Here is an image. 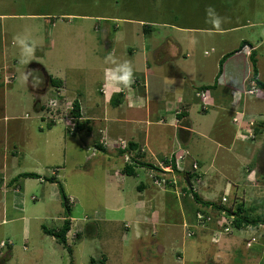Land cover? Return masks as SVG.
<instances>
[{
	"label": "rangeland",
	"instance_id": "obj_1",
	"mask_svg": "<svg viewBox=\"0 0 264 264\" xmlns=\"http://www.w3.org/2000/svg\"><path fill=\"white\" fill-rule=\"evenodd\" d=\"M246 14L254 15L253 18L246 19ZM217 19L220 20L219 24L215 23ZM242 20L253 25L231 32H215L236 25L237 21ZM145 24L149 25L152 31L147 39L152 36L150 43L153 49L161 50V54L164 52L167 59L170 53L180 54L174 61H166V68L170 69L168 75L180 83V77L183 76L179 77L174 72L179 69L193 80L186 92V105L191 109V121L196 123L208 120L205 121L208 125L217 124L215 137L222 132V127L231 133L238 131L237 126H242L241 116L234 117L231 112L232 103L236 98L234 90L230 88L234 82H238V78H244L247 74V61L250 62L249 57L238 51L249 49L259 42L264 44V0H0V49L3 45L8 48V61L0 73L8 83H11L6 85L5 93L0 88L2 105L0 115L4 111L5 103L6 116L9 117L7 123L9 122L11 126L16 123L22 124L27 135V139L22 137L23 145L17 148L18 155L15 159L17 164L10 163L7 172V178L10 180L7 184L11 177L17 174L33 172L49 177L52 168L56 174V169L60 168L57 179L64 184L72 206V228L68 234V244L73 251V255L70 256L55 238L46 235L42 230V226H46L48 229L58 231L65 220V208L57 183L52 186L48 182L25 179L21 180L22 187L19 191L15 190V186L6 188L5 193L0 190V201L4 203L0 204V264H93L92 259H95L94 264H163V261H167V264H236L233 262L234 257L243 258L238 253L226 252L215 246H218L219 243L216 244L219 241L218 237L223 233L230 234L227 236L239 233L242 238L247 239L249 235L234 228L233 218L210 209L207 211L212 221L217 219L224 227H220L222 231L215 232L217 236H214V246L210 242L206 244L204 240V243L200 242L198 250V242L194 241L198 233H203L204 235H201L210 241L211 235H215L213 230L216 229L215 226L210 227L208 224L189 225L187 221L184 222L185 217L190 214L189 219L195 220L194 208L198 207L192 196L186 195L183 191L188 185L186 176L175 177L171 168H165L168 169L164 175L165 179L174 182L173 185L168 184L166 187H158L153 183V177L156 175L160 177L162 172H151L149 175L145 168H139L137 177L121 176L120 171L127 164L133 163L130 160L131 156L124 158V161L119 158L118 149L124 148L128 142L121 140L113 152L111 150L103 152L93 145L96 134L89 137L86 132L76 131L77 124L83 122V119L78 120L74 117L73 104L75 100H79L78 94L85 90L89 93L90 88H93L90 82L92 74L87 73L86 69L98 62V59L103 60L102 51L106 50L108 42L114 44L112 37L104 38L105 29H111V34L114 35V28L117 30L132 28L137 31L143 29ZM83 27H90L89 34L95 35L92 36L90 43L85 39L90 38L89 35L78 30ZM181 29L194 31L189 33ZM25 32L39 42L29 62L21 64L20 47L14 37ZM94 37L101 38L100 51L98 45H95L96 40L93 41ZM128 42L125 44H130L128 46L134 48L141 44L139 40ZM171 42H179L180 46L172 50ZM94 45L96 55L92 53ZM235 51L236 54L229 57L223 65V71L224 67L226 71L232 69L231 74L226 76L232 83L225 81L220 86L218 81V87L209 90L211 96L215 97L214 105L196 100V92H199L198 95L204 100L207 99L205 92H200L199 88L215 84L220 60L224 55ZM15 60L16 63H13ZM108 60L114 62L110 56ZM149 60L153 67L157 66L154 65L155 54L151 55ZM34 62L43 65L45 69L54 72L53 74L64 73L60 76L66 77L70 91L72 88L75 91L78 87L79 90H76L75 95L69 99L65 97L68 92H63L60 88H50L47 77L39 69L36 68L34 71L30 68ZM261 69L264 76L263 62ZM189 70L193 72L190 73ZM28 74H31L30 77ZM14 76L15 79L11 82L9 78ZM46 85L48 89H45ZM32 88H36V92L32 91ZM240 90L242 91L241 87L235 93L239 96V108L244 106V104L241 106L243 94ZM245 98L247 99L246 96ZM193 99L195 103H192ZM40 104L43 110L40 108L37 111L35 106L40 107ZM223 105V111H219L217 107ZM51 122H54L55 126L48 132L46 127ZM250 123L264 129V122L261 120ZM15 128L14 126L11 130L12 134L21 137L23 128L18 131ZM40 128H44L48 138L41 136ZM251 129L246 130L247 132L240 129L239 143L232 144L230 136L223 139L222 142L227 144L224 143L221 148L209 145L210 143L205 140L201 146L205 151L202 152L201 149L195 148L196 144L193 143L190 147L193 149L191 162L186 160L185 163L187 169L193 170L195 164L193 160L202 162L203 168L195 171L205 172L207 175L202 178L196 177L195 191H198L203 200H205L203 195L210 199L211 194L214 196L217 194L210 201L223 203L222 205L225 204L226 207L234 205L236 191L229 193L231 200L227 197V202L224 201V191H219L222 190L225 180L233 183L237 179H242L239 184L241 186L239 196L247 187L246 199L249 204H246L245 213L249 220L255 217L250 207H259V212L264 216V193L250 194L251 185L245 180L250 170L254 169L260 176L264 170V139L253 141L254 136L249 137ZM74 130L75 134L72 133ZM6 132L8 135V128ZM197 139V137L194 139L195 143L199 142ZM241 141L245 144L240 143ZM249 141L252 143L248 144ZM9 150L14 151L12 148ZM108 162L115 168L117 165L120 171L112 168V164ZM198 167L200 168L199 165ZM210 167L213 168L209 169ZM178 169L184 170L183 166ZM119 177L124 181L119 186L124 185L125 189L124 194L116 201L118 190L111 193L105 186L108 181L117 184L123 182ZM215 182H219L218 185ZM140 183H144L149 189L143 197L150 206L147 211L136 208ZM162 191H172L167 193L170 197L168 202L164 200ZM159 204L161 207H158ZM155 210L159 213L157 219L153 215ZM148 216L156 219L154 227L149 231L150 235L144 234L141 227L146 225ZM3 219L7 221L5 224H2ZM164 223H171V227L166 228ZM139 227L141 231L138 230ZM193 228L195 231L191 230ZM189 229L194 232L192 237L187 236ZM172 231L174 235L168 238ZM80 232L84 234L77 239V233ZM6 242L12 244L11 248H8V244L3 248ZM229 253L231 254L227 255ZM259 253L263 254L261 264H264V251L259 250ZM239 258L235 259L237 264ZM244 261L245 264L251 263V260L249 263H246L245 259Z\"/></svg>",
	"mask_w": 264,
	"mask_h": 264
},
{
	"label": "crops",
	"instance_id": "obj_2",
	"mask_svg": "<svg viewBox=\"0 0 264 264\" xmlns=\"http://www.w3.org/2000/svg\"><path fill=\"white\" fill-rule=\"evenodd\" d=\"M246 15H247L246 19H250V18H253L254 14H246ZM236 23H237L236 25H231L229 28H221V30H215V32H219V33H225L226 31L231 32L233 30H237L240 28H247L246 26L248 25H253V23L248 24L249 22L246 20L237 21ZM143 29L140 28L137 31H135L132 28L126 29V30H120V29L117 30L114 28L113 30L114 35H112L111 34L112 30L109 28H106L104 31L105 32L104 38L111 39L112 37L114 44L108 42L107 43L108 45L106 48L107 51L103 50V51H106L108 55L105 54L106 52L104 53L102 51L103 60L98 59V62H95L94 65L88 66V69H86L87 73L92 74V78L90 79V82L92 83L93 88L92 89L90 88L89 93H87V91L85 90L86 93L83 91V93L78 94L79 100L77 101L80 102L81 111L83 113L82 114L83 122L81 121L80 123L81 125L80 131L86 132L87 135H89V137H92V134H96L95 138L93 137L95 139L93 142V145L96 149L103 151V152H108L110 150L111 152H113L112 150H115L118 142H120L121 140H126L128 143L124 148L122 149L117 148L119 150V153H120V150L124 152L123 154L120 153L119 155L120 159L124 161V158L131 156L130 160L132 162L151 163L160 169L159 171L152 170L149 168H145L143 166L140 167L137 164L138 166L135 167L134 173H132L131 175H127V176H135V177H137L138 175L137 169L139 168L140 169L145 168L149 172V175H151L154 172H162L166 174L165 170L167 172V170L170 169L171 167L166 166L163 163V161L166 159L170 160L173 156H176V155L178 157L183 156L182 160H180L179 163L176 160V164L177 166L179 165V167L183 166L184 170L179 169L181 173H176V175H175V172H173V176L182 177V176H186L185 173L187 172L192 173L195 170H201L203 168L202 162L200 161L196 162L195 160H193V164L195 163L197 165V169H194L192 165H190L193 168V170L192 169L189 170L187 169L185 165L186 160L191 159V154L193 153V149L190 147H192L191 145H193V143L196 144L194 147L199 150L201 149V146L204 144L205 140L210 143L209 145L212 144V145L219 146V148H221V146L224 145V143L227 144V142H222L223 139L230 136V140H232V144L235 142L239 143L238 139H239L240 129H244V132H245L246 130L249 131L251 128H253V130L251 129L252 133L250 134L249 137L251 138V136H254L255 140L253 141L262 140L261 138L264 139V129H259L256 127V125H254V123L253 124L250 123L253 121L257 122V120L259 121L261 120V122H264V91L260 89H254V88H253L254 89L253 91L246 90L247 81L251 76V63L250 62L248 63L247 59H246L247 74L244 76V78H238V82H234L232 87L230 88L231 90H234V96L236 98L234 103H232L233 111L231 112H233L234 117L235 115L236 117L241 116L242 126L240 127L238 125L237 126L238 131L236 130L235 133L228 132L224 130L222 127L221 128L222 132H220L219 134L215 133L218 137L217 138L214 136V131H215L217 124L213 126H211V124L208 125L207 123L208 120H205L207 122L202 121V122H196V123H193L191 121V115H190L191 109H188L186 105V92H187L188 86H190L189 84H191V81L193 80H191L190 77H186L187 73L185 72L183 73L179 71V69H177V71H174V72L179 77L183 76L182 78L180 77L181 84L178 81H175L173 76L168 75L170 72V69L166 68V65H165L166 61L168 60L174 61L175 59L178 58V56H180V54L170 53V57L167 59L164 52L161 54V50L152 48V44L150 43L152 42L151 41L152 36H149V38L147 39V36L152 33L150 28L149 29L147 28L148 33L146 31H143ZM176 29H179V28H176ZM78 30L79 32H82V34L89 35L90 38H85V39H88L87 42L89 43H90V40L92 39V36H95V35L89 34L91 33L90 27L89 28L83 27L82 29H78ZM181 30L188 31L189 33H191L192 30L194 31V29H181ZM206 31H209V30H206ZM100 39H101L100 37L93 38V41L96 40L95 45H98L99 51L101 50L100 44H99ZM135 40H139L141 42V44L137 45V47L139 48L130 47L128 46L130 44H125L126 41L130 42V41H135ZM85 42L86 41H84V43ZM95 45L92 48V53L96 55L95 51L97 50L94 49ZM177 46H180L179 42H176V43L171 42L170 47L171 48L173 47L172 50H174L175 48L177 49ZM7 51H8V48L5 45H3V47L0 49V71L5 68L6 61H8ZM118 51L120 52L117 57ZM252 51H256L257 53L256 57L258 60L259 79L264 82V76L262 72L263 69H261L262 62L264 66V44L262 42H259L255 46H251L249 49L242 50L241 52L245 54V57L246 56L249 57ZM154 54H155V64L154 65H157V66L153 67L152 64L150 63L149 57ZM109 56L114 62H119V63L128 62L131 65L133 69V77H132L131 82L127 86H124V85L117 86L114 82H112L108 78L107 69L113 67V63L111 61L109 62L108 60ZM13 63H16V60L13 61ZM77 70H79V67L77 68ZM46 71L49 76L55 79H58L63 83L60 89L63 92L65 91L68 92L67 96L65 97H68L70 99L71 97L75 95V91L79 90V87H78L75 91L73 88L70 91V89L68 88L66 84V80H65L66 77L60 76V74H64V73L55 72L56 74H53L54 72L52 73L50 70L46 69ZM189 72L192 73L193 71L189 70ZM231 72H232V69H229L226 71V68L224 67L223 74L219 79L220 86H222V82L225 83V81L227 83H232V80L227 78L231 74ZM13 79H15V76L9 78L11 82ZM28 82L30 83L29 80ZM0 84H1L0 88L3 89L5 93L6 85H10L11 83H8V80L6 81V78H4L1 74ZM34 85L36 86L35 83ZM34 85L32 87H34ZM47 85L45 86V89H48ZM240 87L242 88V91L241 90L240 91L243 94V103H241V106L242 104H244V106L241 108H239L240 107V103L238 102L239 96L235 94L238 91V88ZM32 89H33L32 91L36 92V88H32ZM49 91H51V89ZM198 94L200 93L196 92L195 97H196V100L200 101L201 103L206 101L208 105L215 104V97H212L209 91L205 92V95L207 97L206 100H204ZM245 96L247 97V99L245 98ZM113 101H116L119 105L114 106L112 104ZM210 101L211 103L209 104ZM192 103H195L194 99ZM1 106L2 105L0 104V108ZM35 107L37 111H39L40 108L42 109L41 104H40V107L38 106H35ZM223 108H224V105L217 107L219 111H223ZM204 111L206 112V110ZM226 112L228 113L229 111L226 110ZM217 118H220V117H217ZM7 121H9V117L6 116V105L4 103V111L0 115V190L3 191L4 193L6 192V188H9L10 186V182L9 184H7L8 180H10L7 178V172L10 167V163L14 162L17 164V162H15V159L18 155L17 148L23 145L24 139L22 137H25L27 139V135L24 131L25 126H23L22 124L18 125V123L14 125L12 124L13 126H11L9 122L7 123ZM14 126L16 127L15 129H17V131L23 128V135L21 137L14 136L12 134L11 130L14 129ZM246 127H249L250 129ZM7 128H8V135L6 132ZM46 128L48 132L52 131L51 130L52 128L50 129L48 128V126ZM40 130L42 132L41 136L48 138V135H45L44 128H40ZM18 136H19V132H18ZM196 137L198 138L197 140H199V142L197 143H195V140H194L196 139ZM242 141L240 143L245 144V142H242ZM248 144H250V141L248 142ZM9 148L14 149V151L9 150ZM208 148L209 147H206V149ZM201 151L204 152L205 150L201 149ZM242 152L245 153V151H241V153ZM108 163L112 164L111 162H108ZM198 165L200 166V168L198 167ZM184 166L186 167V169ZM112 168L120 171L117 168V165L115 168V166L112 164ZM165 168H168V169H165ZM211 168L213 167H210L209 169ZM12 169H14V166L12 167ZM57 169H58V172H57L56 177H58L59 175L60 168H57ZM50 171H51V175L49 177L53 175V168ZM120 172H121V176H126L123 173V169ZM116 173L118 172H115V174ZM195 173L198 175V176L196 175L197 178L199 177L202 178V176L207 175V173L205 172L199 173V171H195ZM263 174H264V170H263ZM263 174L260 176L258 172H256L254 169L248 172L247 174L248 176L246 177L245 180H247L248 183L251 185L250 188H252V191L250 192V194L257 192L258 193L257 195H260L264 193V180H263L264 175ZM43 177H48V176H43ZM196 177L191 182L192 188L194 190H195L194 184L196 185L197 183ZM11 178L13 179L14 176ZM119 179L123 181L122 177H119ZM39 181L44 182L42 180H39ZM193 181L195 183H193ZM240 181L242 182V179H239V180L237 179L236 182H233V183L225 180L224 182L225 184L221 188L222 190H220L219 192L224 191L223 197L226 199L227 197H229V199L231 200V197H230L231 194L229 193L236 191L235 200L233 203L234 205H232L231 207H233V209H236L237 207H241V209L243 210L245 209L246 204L248 205L249 202L246 199L248 198L247 197L248 193L246 190L247 187H245V189L243 190L242 195L239 196L241 194V186H239ZM123 183L124 181L118 184L112 181L106 182L105 187L107 188L108 192L113 193L116 191V189L118 190L116 197H115L116 201L119 199V197H121L124 194L123 192V190L125 189L124 185L119 186L120 184H123ZM218 183L219 182H215L216 185H218ZM50 184L52 186L55 185V183H50ZM21 187L22 186L19 184V186H15V190L19 191ZM138 192H139L138 193L139 200L136 203V208L138 210L147 211L150 208V206L148 205V202L143 197L146 195L147 192H149L148 186L145 185L144 183H140L138 186ZM169 192H172V191L163 192V197H164V200L166 201L167 200L169 201L170 197L167 195V193ZM196 192L198 191L196 190ZM216 195L217 194H215V196ZM215 196L211 194L210 199L213 200ZM203 197L205 199L204 201H210L208 197L204 195ZM166 201L164 202V204H166ZM0 204L2 205L4 203L0 201ZM119 205H122V204H119ZM166 206L167 205H165V207ZM158 207H161V204H159ZM250 208L253 209L252 213H255L254 215L256 218H259V216H262V214L259 212V207L258 208L250 207ZM108 209H111V208H108ZM158 210L160 211L159 208ZM157 212L156 210L153 212L154 213L153 215L156 216V219L158 218L157 216L159 214ZM148 214H149V211H148ZM221 214L222 215L224 214V216L226 215L225 213H221ZM153 218L154 217L148 216L147 222L145 223L146 225H143V226L141 225V227L144 229L143 233L146 235H150L149 231L151 228L154 227V224L156 223L154 222L156 219H153ZM231 218H233L234 220V217H231ZM22 219H24V217ZM255 219H253V221H255ZM189 220H190L189 216L185 217L184 222L187 221V223H189ZM6 222L7 221L3 219L2 224H5ZM190 225H193V223ZM164 226H166V228L171 227V223H166V224L164 223ZM212 226H215L216 230L215 231L213 230V234H215V232L218 233L221 230L220 227H224V224L219 223V221L216 219L212 221V223H210V227ZM141 227H139L140 229L138 228V230L141 231ZM236 230L240 233L249 235L248 236L249 239L242 238L239 233L238 234L234 233L235 234L234 236L233 235L227 236L230 234L223 233L222 235H220V237H218L219 241L217 243L215 242L216 244L219 243L218 246H215V248H218V249L221 248L220 250L223 249V251L225 250L226 252H231V253L235 252V253L242 255L243 258L241 259L239 258V256L237 258L235 257L233 258V262L236 264L237 262L235 259H238V258L240 259L238 260V264H245L244 259L247 260L246 263H249L251 260L250 264H261L263 262V254L259 253V250L264 251V243H263L264 224H260L259 226L255 225L254 227L253 226H248V227L243 226L240 229L236 228ZM201 234L203 233H198V236L195 237L197 241L194 240L195 242H198L197 248L200 246V242L204 243V240L206 244L210 242L214 246V243H213V241H215L214 236L216 237L217 234L211 235L212 237L210 241L207 237L204 238L203 236L204 234L203 235ZM257 234H260V235L257 236ZM173 235L174 233L172 231L171 236L169 235L168 238L172 237ZM224 236H227V237L223 238ZM3 242L5 241H2V243ZM195 242H194V245H195ZM8 245H10L11 247L12 244L9 242ZM205 246L207 247V245ZM205 246H203V248H205ZM198 250H200V248H198ZM217 253H219V251ZM231 253L227 255H230ZM197 256L199 255L197 254ZM247 258H249V260ZM181 259L184 262V256H182ZM165 262L167 264V261H163V264H165Z\"/></svg>",
	"mask_w": 264,
	"mask_h": 264
},
{
	"label": "trees",
	"instance_id": "obj_3",
	"mask_svg": "<svg viewBox=\"0 0 264 264\" xmlns=\"http://www.w3.org/2000/svg\"><path fill=\"white\" fill-rule=\"evenodd\" d=\"M147 28L149 29L150 26H144V29L143 31H147ZM236 54V51L235 52H231V53H228L226 55L223 56V58L220 60L219 64V70H218V73H217V76H216V82L214 85H209V86H202L199 88V91L202 92H208L209 90H212V89H216L218 87V81L220 79V77L222 76L223 74V65L225 63V61L231 57L232 55ZM257 53L256 51H252L249 58H250V63H251V76L250 78L248 79L247 81V84L246 85V88L248 89L247 91H251L254 89H260V90H263L264 91V82L261 81L259 79V69H258V60H257ZM32 69H34V71L37 69H39L41 71V73H43V75L45 76L46 74V77L48 78V82L50 84V86L52 88H60L62 87V82L58 79H55L51 76H49L47 74V71L46 69L44 68L43 65L41 64H36L35 62L31 64V67ZM30 72V71H29ZM29 77L31 74H28ZM112 104L114 106H118L119 104L116 102V101H113ZM74 108H73V115L75 118H77L78 120H80L82 118V113H81V105H80V102L79 101H75L74 102ZM42 110H43V107H42ZM51 110V109H50ZM44 119V117H43ZM55 124L54 122H51L50 124H48V128H52L54 127ZM81 129V125L80 123L77 124L76 126V131L80 130ZM74 132V133H73ZM73 134H75V130L72 131ZM251 142V141H250ZM252 143V142H251ZM262 152V151H261ZM120 153H124L122 150H120ZM163 163L166 165V166H170L173 170V172L175 173H181L178 169V166L176 164V158L175 156H173L170 160H164ZM132 164H136V165H132ZM141 167H145V168H149V169H152V170H157L159 171L160 169L158 167H156L154 164H151V163H144V162H141V163H137V162H133L131 164H127L124 169H123V173L125 175H131L132 173H134V170H135V167L138 166V165ZM54 171V170H53ZM56 172H58V169H56ZM186 174V183L188 184V180L190 182H192V180H194V178L196 177V173L195 171H193L192 173L190 172H187L185 173ZM56 173L53 172V175L51 177H43L37 173H33V172H24V173H21L19 175H17L16 177H14L11 181H10V186H19V184H21V180H25V179H35V180H42L44 182H48V183H57L58 185V189H59V194H60V197H61V200H62V204H63V207L65 208V220L63 221V225L61 227V229H59L58 231L56 230H51V229H48L46 226H42V230L43 232L48 235V236H51L53 238H55V240L61 244L67 251L68 253L70 254V256L73 255V251H72V247L69 246L68 244V234L69 232L71 231V228H72V206L70 204V199L65 191V188H64V185L63 183H61L57 177H56ZM198 176V175H197ZM183 191L185 192L186 195H191L194 202L196 203V205H198V207H195L194 210H195V214H196V217H195V220H189V223H193V225L197 224L198 225H201V224H208L210 226V223H212V218H211V215H209L208 211L207 210H212L218 214L220 213H225L227 215V217H234V220H233V224L236 228H241V227H248V226H259L260 224H264V216H259V218H252V219H248L246 216V210L245 209H241V207H237L236 209H233V207H226V206H223L222 204H218L216 202H212V201H204L200 195L194 190H190L189 189V186L187 185L186 188L183 189ZM198 215H203L204 218L202 221H200V219L197 218ZM191 216V214L189 215V217ZM253 219H255V221H253ZM200 221V222H199ZM253 221V222H252ZM255 223V224H253ZM189 224V225H190ZM193 231H195V229H191ZM189 229V231H191ZM84 234V233H83ZM82 233H77V239H80L83 235ZM8 244V243H7ZM7 244H6V247H7ZM9 248L10 245H8ZM91 262L94 264L95 263V259H92ZM72 264V263H71Z\"/></svg>",
	"mask_w": 264,
	"mask_h": 264
},
{
	"label": "clouds",
	"instance_id": "obj_4",
	"mask_svg": "<svg viewBox=\"0 0 264 264\" xmlns=\"http://www.w3.org/2000/svg\"><path fill=\"white\" fill-rule=\"evenodd\" d=\"M215 23L219 24L220 20L217 19L215 21ZM14 39L20 47V53H19L20 63L21 64H27L29 62V60L31 59V56L34 53L35 47L39 41L34 39L27 32L17 35L16 37H14ZM107 76L117 86H119V85L127 86L132 80L133 69L128 62H123V63L113 62V67L107 69ZM26 78L27 77H25V79ZM253 90H251V91H253ZM6 244H7V242H6ZM6 244H5V246H6Z\"/></svg>",
	"mask_w": 264,
	"mask_h": 264
},
{
	"label": "built area",
	"instance_id": "obj_5",
	"mask_svg": "<svg viewBox=\"0 0 264 264\" xmlns=\"http://www.w3.org/2000/svg\"><path fill=\"white\" fill-rule=\"evenodd\" d=\"M53 106H55L56 107V105H53ZM50 113H51V110H50ZM253 124V123H252ZM175 158H176V160L178 161V163L180 162V160H182V158H183V156H175ZM178 167H179V165H178ZM193 168L194 169H197V165L196 164H194L193 165ZM171 171H173L172 170V168L170 169ZM165 172H166V170H165ZM164 173L159 177V176H154L153 177V183L156 185V186H158V187H166V185H168V184H170V185H173V181H171V180H166L165 179V177H164ZM169 182V183H168ZM224 201H227V199L226 198H224ZM203 218H204V216L203 215H198V219H200V221H202L203 220ZM199 221V222H200ZM194 235V232H192V231H189L188 233H187V236L188 237H192ZM5 246V244H3V247Z\"/></svg>",
	"mask_w": 264,
	"mask_h": 264
},
{
	"label": "water",
	"instance_id": "obj_6",
	"mask_svg": "<svg viewBox=\"0 0 264 264\" xmlns=\"http://www.w3.org/2000/svg\"><path fill=\"white\" fill-rule=\"evenodd\" d=\"M251 47V46H250ZM243 50V49H242ZM242 50L238 51V52H241ZM188 185H189V189L192 190V185H191V182L188 180Z\"/></svg>",
	"mask_w": 264,
	"mask_h": 264
}]
</instances>
